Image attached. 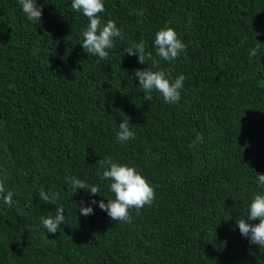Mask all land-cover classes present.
<instances>
[{
	"label": "trees",
	"instance_id": "trees-1",
	"mask_svg": "<svg viewBox=\"0 0 264 264\" xmlns=\"http://www.w3.org/2000/svg\"><path fill=\"white\" fill-rule=\"evenodd\" d=\"M35 2L39 24L0 0V182L13 193L0 200V264H264V248L231 229L234 217L259 223L247 207L264 193V0H103L102 22L123 33L105 60L82 49L88 21L71 0ZM165 25L186 45L171 62L153 45ZM140 41L145 64L126 53ZM146 68L186 77L177 103L155 90L144 100L132 77ZM128 120L135 137L121 145ZM108 156L154 190L131 223L98 204L80 215L82 200L114 199L96 163ZM66 176L100 195L73 193ZM41 189L59 199L44 203ZM58 206L65 224L49 233L40 217Z\"/></svg>",
	"mask_w": 264,
	"mask_h": 264
},
{
	"label": "clouds",
	"instance_id": "clouds-1",
	"mask_svg": "<svg viewBox=\"0 0 264 264\" xmlns=\"http://www.w3.org/2000/svg\"><path fill=\"white\" fill-rule=\"evenodd\" d=\"M19 4L30 22L33 24L40 23L42 9L36 4L35 0H19ZM70 6L74 12L82 13L88 21L81 33L82 42L80 45L84 52L101 60L108 59V50L114 47V39H123V33L114 21L102 22L100 14L105 11L103 0H71ZM135 14L142 17L144 12L139 10ZM153 45L156 48L157 56L168 62L176 60L181 53L186 51V45L177 37L175 30L167 25L155 33ZM126 53L128 55H136L138 62L145 64L144 41L139 43L132 42ZM249 55L250 57H255L257 48L250 49ZM153 63L158 64L159 61H153ZM132 78L138 80V85L146 93L144 100L151 101V93L155 90L162 95L163 101L168 104H175L180 100V89H182L183 82L186 79L184 75H179L174 81L170 82L163 70L152 71L148 68L135 69ZM129 124V120L119 122L116 140L121 145L135 137V132L130 129ZM154 128L153 126L152 129L154 130ZM96 163L104 168L100 178L111 181L108 187L109 191L114 194V199H107V203L103 199L100 201L90 200L89 206H85L82 200L78 206L80 215L85 217L91 215L93 209L90 205L98 204L99 208L105 211L112 220L131 223L132 217L129 215V211L139 212L146 205L150 206L155 198L153 188L134 167L114 162L110 156L99 159ZM257 176L260 186L264 187V175L257 174ZM65 181L73 193L80 189L88 191L91 195L100 193L98 186L89 185L75 176H66ZM39 198L46 204H54L59 199V196L55 192L46 193L41 189ZM0 200L8 206L13 203V193L10 190L5 191L3 182H0ZM246 218L249 221H259V223L249 224L245 222V218L236 220L234 217L231 229L234 231L238 227L240 234L246 237L250 244L264 248V193H257L250 200ZM40 222L47 232L56 233L60 226L65 224L63 207L58 206L54 216H41Z\"/></svg>",
	"mask_w": 264,
	"mask_h": 264
}]
</instances>
